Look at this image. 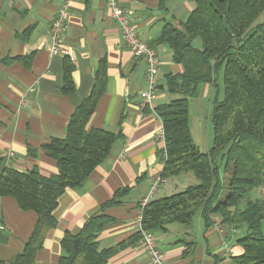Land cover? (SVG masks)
<instances>
[{
	"label": "crops",
	"instance_id": "1",
	"mask_svg": "<svg viewBox=\"0 0 264 264\" xmlns=\"http://www.w3.org/2000/svg\"><path fill=\"white\" fill-rule=\"evenodd\" d=\"M65 1L0 0V155L16 170L38 167L44 176L57 174V162L44 146L66 135L71 116L91 94L104 60L105 92L88 127L120 131L123 138L81 189H67L59 199L54 212L58 223L48 233L36 264H59L64 255V235L77 233L117 190L127 186L133 189L122 203L105 211L115 223L99 235L98 241L101 249H116L107 264H151L140 240L126 243L139 231L141 202L163 170L159 155L164 147L160 137L163 125L155 108L178 97L167 91L166 76L182 74L184 68L173 62L169 46H157L162 63L159 96L153 108L142 107L146 63L125 44L106 0H72L61 38L73 48L75 62L51 54L52 22ZM120 5L148 44L159 38L166 23L186 20L195 7L194 0H171L165 9H160V0H120ZM68 64L74 66L75 91L70 94L62 90ZM30 148L38 150L35 158L29 156ZM185 177L187 174L161 179L150 201L198 184L194 178L191 184L185 183ZM138 178L142 180L137 183ZM249 198L264 201V186L251 191ZM37 221L38 215L23 211L15 198L0 197V264H9L23 251ZM167 229L166 233H154L167 264H234L232 258L243 251L237 241L247 234L246 225L225 226L218 216L206 227L201 212L191 226L174 223ZM186 243L195 244L189 256L184 255Z\"/></svg>",
	"mask_w": 264,
	"mask_h": 264
},
{
	"label": "trees",
	"instance_id": "2",
	"mask_svg": "<svg viewBox=\"0 0 264 264\" xmlns=\"http://www.w3.org/2000/svg\"><path fill=\"white\" fill-rule=\"evenodd\" d=\"M169 1L160 0V9H165ZM194 3L186 20L166 23L150 46H169L173 62L184 68L182 74L166 76L167 91L178 97L155 108L164 132V147L159 151L164 164L161 179L193 173L198 184L150 201L142 207L141 225L153 233H166L170 224L191 226L198 212L206 227L212 226L213 218L218 216L225 226H247V234L237 241L243 251L232 258L233 263L264 264V201L249 198L251 191L264 186V22L256 24L264 13V0ZM197 41L200 47L195 45ZM73 70L72 64L64 70L62 90L66 94L75 91ZM221 74L224 97H215L211 111L213 146L202 152L192 137L190 101L198 96L201 85L218 89ZM106 80L103 60L94 88L71 116L66 135L44 146L57 162V174L44 176L38 167L19 171L8 167L0 155V197H13L23 211L38 215L23 251L9 264H36L48 233L58 223L54 212L59 199L67 189H81L123 138L120 131L88 127L105 92ZM37 151L30 148L29 156L35 158ZM220 156L221 164L217 162ZM132 189L127 186L117 190L77 233L64 235V255L59 264L108 263L116 249H101L98 237L115 220L105 211L120 205ZM141 238L137 232L126 244ZM186 244L184 255L189 256L195 244Z\"/></svg>",
	"mask_w": 264,
	"mask_h": 264
},
{
	"label": "built area",
	"instance_id": "3",
	"mask_svg": "<svg viewBox=\"0 0 264 264\" xmlns=\"http://www.w3.org/2000/svg\"><path fill=\"white\" fill-rule=\"evenodd\" d=\"M72 0H66L52 22V38L53 44L51 48L52 55H62L69 57L72 62H75L74 50L71 46L63 43L61 38L66 29L67 20L69 18V6ZM108 9L112 18L115 20L121 30L123 40L127 47L131 50L136 58L142 59L146 63V87L141 92L142 107L153 108V105L158 100L159 90V75L161 60L156 51L150 44L146 43L140 37L135 25L131 22L128 14L120 5V0H106ZM160 137L164 140L163 129ZM11 157V155L9 156ZM152 186L149 195L141 202L139 212V231L142 235L140 244L150 257L151 264H167L166 258L162 250L159 248L158 241L153 232L143 229L142 222V207L150 202L155 194L158 182Z\"/></svg>",
	"mask_w": 264,
	"mask_h": 264
},
{
	"label": "rangeland",
	"instance_id": "4",
	"mask_svg": "<svg viewBox=\"0 0 264 264\" xmlns=\"http://www.w3.org/2000/svg\"><path fill=\"white\" fill-rule=\"evenodd\" d=\"M262 22H264V13L260 15L256 24ZM195 45L200 46V41H197ZM216 96H218L219 100H222L224 97L222 74L220 75L218 80V89L214 88L211 85H206V84L201 85L198 89V96L196 98H192L190 101V116H191V125H192V128L191 127L190 128L192 132V137L194 143L200 148L202 152H208L213 146L214 133H213L211 111H212L213 100L215 99ZM221 157L222 156H220L217 159V162H219V164L222 163ZM223 168L221 170L222 178L224 176ZM192 174L193 173L187 174V177L185 178H187L188 180L184 181L185 183L191 184L192 178H194L197 181L195 175ZM182 180H184V178ZM190 186H194V185H189L188 187ZM226 193L227 191L224 192V195L222 197H224Z\"/></svg>",
	"mask_w": 264,
	"mask_h": 264
}]
</instances>
